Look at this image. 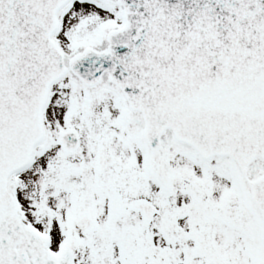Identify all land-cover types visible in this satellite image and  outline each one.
Listing matches in <instances>:
<instances>
[{"label": "snow or ice", "instance_id": "snow-or-ice-1", "mask_svg": "<svg viewBox=\"0 0 264 264\" xmlns=\"http://www.w3.org/2000/svg\"><path fill=\"white\" fill-rule=\"evenodd\" d=\"M0 264H264V0H0Z\"/></svg>", "mask_w": 264, "mask_h": 264}]
</instances>
